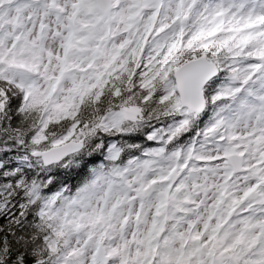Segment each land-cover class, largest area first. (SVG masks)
Returning <instances> with one entry per match:
<instances>
[{"label":"snow or ice","instance_id":"6c2138e0","mask_svg":"<svg viewBox=\"0 0 264 264\" xmlns=\"http://www.w3.org/2000/svg\"><path fill=\"white\" fill-rule=\"evenodd\" d=\"M0 264H264V0H0Z\"/></svg>","mask_w":264,"mask_h":264}]
</instances>
